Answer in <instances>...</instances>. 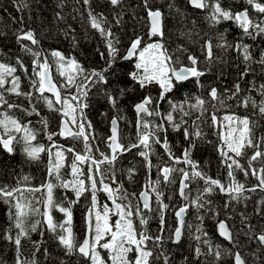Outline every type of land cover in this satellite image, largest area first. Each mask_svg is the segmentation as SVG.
<instances>
[{"label":"snow or ice","instance_id":"1","mask_svg":"<svg viewBox=\"0 0 264 264\" xmlns=\"http://www.w3.org/2000/svg\"><path fill=\"white\" fill-rule=\"evenodd\" d=\"M108 2L113 8L123 7L121 0ZM13 3L18 4L17 11L24 6L18 0H13ZM187 3L195 9H208L205 18L209 24L232 21L239 29L237 37L231 42L225 36L228 29L218 33L216 37L215 47L225 51L232 49L243 64L231 88H225L223 92H219L211 84L203 95L193 91L205 88L201 77L212 71L213 62L218 59L213 51V41L205 39L200 44L202 59L184 45L178 44L170 48L164 29V13L153 0H141V16L137 17L133 13V20L139 19L145 23L142 31L132 30L127 42L123 44V51L120 38L112 31V22L108 21L103 12H94L90 7V0H83L87 21L99 33L103 43V48L97 47L95 51L104 63L97 66L85 67L76 57L66 55L58 49L37 51L22 43L27 40L32 45H38L39 41L31 28L24 30L23 17L20 18L21 27L17 29L15 39L20 49L32 57L31 74L19 56L16 57V65L27 78L30 90L21 88V77L16 74V65L0 62V148L11 154L14 151L13 142H22L23 152L29 159H38L41 152L47 151L48 160L45 177L39 184H21L17 180L15 185H0V199L8 205L9 219L3 239L15 245L14 264H37L36 251L39 250L41 241H32V257L22 260L21 238L38 231V226L41 237L46 226L47 232L57 242V247L63 249L65 256L78 254L85 260V264H153V261L157 264H170V254L164 249L165 210L169 208L172 209L175 225L167 226V238L173 244L179 242L187 226L189 236L196 241L192 249L193 262L212 255L213 264H217L222 258L221 245L213 246L206 238L208 232L204 230L202 214L196 216L199 223L195 225V232L192 231L193 225H186V213L190 207L197 213L200 209L212 213L215 230L231 245L223 249V255L231 258V264H249L240 251V240L236 235L240 232L256 245L249 252L252 257L250 264H264V220L257 231L249 216L240 211V228L229 224L233 213L237 211L236 204L248 199L245 192L250 193L257 188L264 191V163L260 164L259 169L253 165V161L258 158L264 160V135L255 141L252 139L250 125L256 121L249 115L225 112L221 116L219 111L228 107L226 100L235 99L243 107L251 104L253 116H264V81L259 85L255 80L251 81L247 90H242L240 85V81L254 71L250 66L252 63L259 65L264 71V48L259 50L258 57H254L252 45L243 42L244 37L255 41L258 36H264V2L245 0L247 6L260 14L256 19L249 15V7L233 11L231 7L222 6L220 0H187ZM167 7L171 9L176 5L170 2ZM56 15L60 17L61 14L57 12ZM112 16L119 26L123 13L113 12ZM64 35L68 36V32L65 31ZM72 42L75 44L74 36ZM42 52L44 58L38 59ZM184 53L187 54V63L182 59ZM48 55L51 56V61ZM220 62L223 63V60ZM53 66L58 74L55 78L51 71ZM216 75L219 78L223 73L217 69ZM94 87L114 113L121 112L119 101L131 95L128 102L135 114V141L129 140L127 144L121 142L118 120L125 117L113 115L110 119V134L104 140L105 149L101 150L92 134V123L85 113V109L91 106L90 90ZM253 91L258 94V100L251 95ZM5 93L18 99L10 100ZM40 106L57 114V123L53 128H50L48 116L41 115ZM12 109L18 110L22 116L11 114L9 110ZM24 116L39 117L41 127L37 129L31 126L32 121L23 119ZM186 118L191 119L190 124ZM202 126L212 128L218 138L216 151L220 156V164L227 169L223 182L201 170L198 162L191 157L197 140L204 139ZM169 129L173 133H181L185 141L179 155L173 151L172 142L168 138ZM38 132L47 138V144L32 143L37 139ZM64 137L81 140L82 150L77 151L71 144L60 143L59 138ZM152 145H159L163 150L162 154L157 155L155 180L150 178L154 165L149 157L150 154H155ZM246 147L252 149L250 155L243 151ZM132 149H137L136 155L143 158L147 170L138 196L135 192L128 193L115 176L117 157ZM68 154L71 155V163L68 165L71 178L65 179L61 175V169L65 166ZM162 155H166L167 160L161 162ZM237 157L247 159V168ZM105 164L108 167L102 168ZM237 169L245 177L249 174L248 169H251L258 182L245 188L235 177ZM134 172L135 168L127 169L130 181ZM172 172L180 173L175 205L164 202V193L159 187L161 177L165 184L176 182L170 178ZM96 177L100 179L97 180ZM22 179L27 181L30 177ZM197 179L202 180L203 185L196 187V195L191 196L189 184ZM57 187L70 189L74 198L65 195L57 201L54 193ZM101 191L111 201V205L98 201L97 193ZM86 192L90 195L85 197V211L82 214L85 231L82 239L77 241L71 226L73 205ZM215 192L225 197L219 208L213 206L212 200L208 199ZM25 193L29 195L26 196ZM35 193L40 195L36 196ZM130 195L136 196L138 200L134 207L129 200ZM150 196H154L155 213L159 220L156 234H149L145 227L153 212ZM172 198V195L168 196L169 201ZM206 205L209 207L206 208ZM262 205L264 198L256 201L253 211L264 217ZM53 209L62 214V219L57 221L54 218ZM112 214L115 215L114 220H110ZM28 216H39L40 219L26 224ZM135 220H138L139 228L134 225ZM13 227L16 229L14 235L11 233ZM202 237H205L202 243L206 246V251L200 246ZM148 241H152V247L148 246ZM98 249L106 250L107 256H102ZM43 254L47 257V248ZM188 260L185 256L182 264H188ZM59 264H65L64 260L61 259Z\"/></svg>","mask_w":264,"mask_h":264},{"label":"trees","instance_id":"2","mask_svg":"<svg viewBox=\"0 0 264 264\" xmlns=\"http://www.w3.org/2000/svg\"><path fill=\"white\" fill-rule=\"evenodd\" d=\"M19 2H22L24 6L17 11L18 4H14L13 0H0V62L16 65V57L19 56L26 64L29 74H31L30 61L32 57L30 54L25 53L20 49L15 39L17 29L21 27L20 18L23 17L24 30L31 28L35 37L39 41V44L32 45L31 42L27 40H23L22 43L28 44L34 50L40 51L58 49L66 55L71 54L76 57L85 67L102 65L104 63L95 51L97 47L103 48L102 39L99 33L95 29H92L87 21V10L83 5V0H63L62 3L61 0H18V3ZM153 2L164 12V29L166 36L168 37L167 43L170 48L175 47L178 44L184 45L189 49V51H192L202 59L200 44L203 43V40L205 39H211L213 41V51L218 59L213 62L212 71L208 72V74L205 73V75L201 77V80L205 84V88L199 90L193 89V91H198L203 95L206 93L207 86L209 84L216 86L219 92H223V89L225 88H231L233 82L237 79V72L243 68V64L240 63L239 59H237L236 52L230 48L225 51L219 47H215V43L218 33L224 32L225 29H228L225 36L230 42L237 37L239 29L233 24V22L222 21L219 24L211 25L205 18L208 9L200 10L192 8L187 3V0H153ZM170 2L174 3L176 7L171 9L168 8L167 5ZM220 2L224 7H231L233 11L239 10L241 7H249L245 4V0H220ZM258 2H264V0H258ZM121 3L123 5L122 8H113L109 4L108 0H90V7L94 10V12H103L108 21L112 22V31L120 38L121 48H123V44L127 42L128 37L132 34V30L136 29L137 31H142L145 21L139 19L133 20L132 18L133 13H135L137 17L143 14L142 8L139 7L141 0H121ZM57 12L61 14L60 17L56 15ZM113 12L123 13L121 24L119 26L116 25L113 20ZM249 15L253 19H256L260 14L249 7ZM65 31L68 32V36L64 35ZM73 36L75 37V44L72 42ZM243 42L252 45L251 51L254 57H258L259 50L264 48V36H258L255 41L244 37ZM186 55V53L182 55V59H184L185 63H187ZM43 58L44 53L42 52L41 57L38 59ZM48 59L51 61L52 58L50 55H48ZM220 60H223V63H221ZM250 66L254 71L247 74L244 79L240 81L242 90H247L250 87V82L253 80H255L257 85L264 81V71L261 70V67L255 63H252ZM16 67V74L21 77V88L24 90H30L28 89V80L24 76L23 71L18 65H16ZM217 69L223 73V75H220L219 78H217L216 75ZM52 72L54 78L58 76L54 66L52 67ZM189 87H191V85H189ZM245 94L247 93L245 92ZM5 95L10 100L18 99L15 96H9L7 93H5ZM251 95L256 97L257 100L259 99L256 92L253 91ZM131 98L132 97L130 95L128 98L120 100L118 107L121 109V112L114 113L111 107L99 94L97 88L94 87L90 90L91 106L85 109V113L93 124L96 143L102 146V148H105L103 139L104 135H107L106 133L110 117L113 115H123L125 119H121L119 121L122 122V127L125 129H127L126 126H130L132 124L131 120L133 117V111L128 102ZM225 103L228 107L219 110L221 116H223L225 112H233L237 115H249L252 120L256 121L255 124L250 125L252 139L255 141L258 137L264 135V116H253L251 104H249L248 107H243L238 105L235 99L226 100ZM9 111L17 117L22 116V114L16 109ZM40 111L41 115L48 116L50 128H53L57 123V114L49 112L43 106H40ZM23 119L31 120V126L37 129L41 127L38 123L39 117L24 116ZM186 119H189L190 124L191 119ZM131 130L134 131V129ZM202 130L205 133L204 139L197 140L196 147L193 149L191 157L193 160L198 162V167L201 170L205 171L208 175L214 178L221 179L223 182L226 179L227 169L220 164V156L216 151L218 138L214 134L212 128L202 126ZM131 133L132 132L127 129L125 135L128 139L130 138ZM17 136H19V134H17ZM168 138L172 142L173 151L179 155L182 146L185 144L182 134L173 133L171 129H169ZM54 139L57 138L54 137ZM177 141H179V143H177ZM37 142L44 144L48 143L47 138L40 132L37 133V139L32 141L33 144ZM59 142L68 144L66 141H61V138H59ZM13 145L14 151L11 154L0 148V185H15L17 180H19L21 184H39L45 177L46 173L48 160L47 151L41 152L38 159L32 160L29 159L26 153L23 152L22 142L17 143L14 141ZM152 147L155 154H150L149 157L154 165L151 169L150 176L155 177L157 176V168L155 167L157 163V155L162 154L163 150L159 145H152ZM136 152L137 149H135L134 152L129 153L128 156H126L125 161L124 158H121L116 163L114 166L115 176L122 177L126 181L128 180L127 169L135 168L133 179L135 177H139L141 168L144 166V161L140 156L136 155ZM165 160H167V156L162 155L161 162ZM257 163L260 166L261 163H264V160L258 158ZM181 166L182 165H177V167ZM106 167H108L106 164L102 165V168ZM146 172L147 170L145 169V176ZM234 174L236 179L244 184L245 188H248L251 184L256 183L255 178L251 179L249 174L245 177L244 173L238 169L235 170ZM25 176L30 177V179L27 181L22 179V177ZM179 177V172H173V180L178 181ZM133 179L130 181L129 185L132 186V189H134ZM202 185L203 181L199 179L190 183L189 188L192 189L190 195L195 196L196 187ZM170 191L168 194H164L162 199H164L165 203L172 204V200H167L168 196H166L170 194ZM54 193L57 201H60L63 196L67 195L64 193V189L59 187L54 189ZM103 194L104 193L102 191L98 192L97 198L100 195L103 196ZM25 195L27 196L29 194L25 193ZM34 195L39 196L40 193H35ZM89 195L90 194L87 192L82 194L81 200L79 201H81L83 206L85 204V197ZM245 195L248 199L244 203L236 204L237 211L236 213H233V219L229 221V224H235L236 228H240V217L238 213L243 211L249 216L251 223L256 225V230L258 231L262 226L261 221L264 220V217L256 215L253 210L256 206V201L264 198V191L256 189L250 193L245 192ZM67 196L71 197L70 194ZM208 199L212 200L213 206L219 208L225 197L222 194L215 192L209 196ZM98 201L102 204L109 202L105 199ZM33 203H35V201H33ZM76 207L78 208V206ZM207 207L209 206L206 205V208ZM261 207L264 208V205ZM155 208L156 204L153 205V212L147 225L145 226L149 234H156L159 226V220L156 216ZM7 209L8 205L0 199V264H14L15 258V245L3 239V232L9 225ZM198 214H202L204 217V230L208 232V237L206 238L210 240L213 246L216 244L221 245L222 258L217 262V264H231V258L227 255H223V249L225 247H231V245L217 236L215 221L212 219L211 212L206 211L205 209H200L199 213H197L194 208L190 207L187 213L186 225H193L192 231L195 232V225L199 223L196 218ZM53 215L57 221L62 219V214L55 209H53ZM165 218H168L169 220V213L168 216H165ZM221 218L223 217L221 216ZM34 219H40V217L28 216L26 218V224H30ZM15 232L16 229L13 227L11 229V233L14 235ZM165 232V239H167L168 232L166 230L164 233ZM74 233L77 240L78 228ZM236 235L240 240V251L250 264L252 257L249 255V252L254 250L256 245L254 242H249L243 232L237 233ZM203 239H205V237H202L200 246L202 250L206 251V246L202 243ZM37 240L41 241L39 250L36 251L37 264H59L61 259L64 260L65 264H85V260L78 254L65 256L63 249L57 247V242L54 240L52 235L47 232L46 226L43 237L40 235L38 226V231L30 232L28 237L21 238L22 260H28L32 257V252L34 250L32 241ZM195 245L196 241L189 236V230L187 226H185V231L183 232L180 243L177 245V253L174 251V248H170L174 247L172 244H170L169 247L164 246L166 252L170 254V264H182L185 256L189 258L188 264H213L214 257L212 255L201 257L193 262L192 249ZM45 248L48 250L47 257L43 254ZM105 255L107 256V253L103 256Z\"/></svg>","mask_w":264,"mask_h":264},{"label":"flooded vegetation","instance_id":"3","mask_svg":"<svg viewBox=\"0 0 264 264\" xmlns=\"http://www.w3.org/2000/svg\"><path fill=\"white\" fill-rule=\"evenodd\" d=\"M132 111H133V109H132ZM154 119V118H153ZM131 125L130 126H126V128L128 129V131H130V132H132L131 133V135H130V138L128 139L127 137H126V135H125V133L127 132V129H125L124 127H122V122L121 121H119L118 120V125H119V135H120V138H121V142H123V143H125V144H127L128 143V141L129 140H132V141H135V133H136V127H135V114H134V111H133V117H132V120H131ZM92 126H93V124H92ZM109 127H110V121H109V123H108V131H107V134H110V131H109ZM131 129H134V131H132ZM94 132H95V130H94V127H93V132H92V134L95 136V134H94ZM96 137V136H95ZM61 141H66L68 144H65V143H63L62 142V144H64V145H69V143L71 144V145H73L75 148H76V150L77 151H81L82 150V141L81 140H73L71 137H64V138H61ZM100 146V145H99ZM100 148H101V150H104L105 148H102V146H100ZM134 150L135 149H132L130 152H124V153H121V155L120 156H118L117 157V161H116V163L121 159V158H124V161H125V159H126V156H128V154L129 153H131V152H134ZM243 151H245V152H247L249 155L251 154V151H252V149H249V148H245ZM68 156L70 157V159H71V155L70 154H68V155H66V157H65V159L66 158H68ZM142 158V157H141ZM143 159V158H142ZM237 159H239L240 160V162H241V164L245 167V168H247V164H248V161H247V159L245 158V157H237ZM71 162H68V165L70 164ZM116 163H115V165H116ZM169 163H171V162H169ZM68 165L67 164H65V166L61 169V175L63 176V178H65V179H70L71 177H70V175H69V173H70V169H69V167H68ZM114 165V166H115ZM253 165L257 168V169H259V165H258V163H257V160L256 161H253ZM82 167H86V166H82ZM145 167L144 166H142V168H141V172L139 173V177H135L134 179H133V181H134V184H133V187H134V189H132V186H129L130 185V180L128 179V180H124L122 177H119V176H116V180L118 181V182H120V183H122V185H123V188L128 192V193H133V192H135L136 194H137V196H138V194H139V191L141 190V188L143 187V185H144V181H145V179H146V176H145V169H144ZM248 172H249V175L251 176V179H253V178H255L253 175H252V170L251 169H248ZM172 176H173V172L171 173V179H172ZM156 177L157 176H150V178L152 179V180H155L156 179ZM98 180L100 179V177H96ZM180 178V177H179ZM179 178H178V181L176 180V182L175 183H168V184H165L164 182H163V178L161 177V183H160V185H159V187H160V189L163 191V193L164 194H168V190H171L170 191V194L169 195H172V197H173V199H172V204H170V205H175V204H177V196H178V193L176 192V189L178 188V184H179ZM124 180V181H123ZM105 182H108L107 180L105 181ZM258 181L256 180V183H257ZM177 183V184H176ZM166 189H165V188ZM257 189H259V188H257ZM147 190H149L150 191V189H147ZM166 190V191H165ZM64 193H66L67 195L68 194H70L71 195V197L72 198H74V196H73V194H72V192H71V190L69 189V190H65L64 189ZM169 195H166V196H169ZM103 196L105 197V198H102V196L100 195L99 197H98V200H101V199H105V200H107V198H106V196H105V194H103ZM82 197V196H81ZM81 197H80V199L79 200H81ZM152 197V204L154 205L155 204V200H154V196H151ZM129 200L131 201V203H132V205H133V207L138 203V200H137V198H136V196H129ZM167 200H168V198H167ZM117 202H120L119 200L117 201ZM106 203H108L109 205H111V201H109V202H106ZM125 203H127V201H125ZM102 204V203H101ZM74 207H73V230L75 231L77 228H78V230H81L82 228L84 229V224H83V212L85 211V204H84V206L81 204V201H78L76 204H74L73 205ZM76 206H78V208L76 207ZM146 211V210H145ZM168 213H169V220H168V218L166 219L165 218V221H166V224H165V230L168 232V225H173V227H174V225H175V219H174V215H173V212H172V209L171 208H169V209H166L165 210V216H168ZM187 213H188V211H187ZM187 213H186V220H187ZM134 225L137 227V228H139V223H138V220H135L134 221ZM75 227H76V229H75ZM164 230V231H165ZM84 231H85V229H84ZM185 231V228H184V230H183V232ZM217 234V233H216ZM166 235V232L164 233V236ZM168 236V235H167ZM218 236V235H217ZM82 237H83V235H82ZM166 237V236H165ZM148 243V246L149 247H152V241H148L147 242ZM178 243H180V241L179 242H177V243H175V244H173L172 243V241L171 240H169L168 238L167 239H165L164 240V246L165 247H169V245L170 244H172L174 247H170V248H174V251L177 253V249H178V247H177V245H178ZM241 248V247H240ZM130 255H131V253H130ZM243 255V254H242ZM244 256V255H243ZM245 258V257H244ZM246 259V258H245ZM153 264H157V262L156 261H153Z\"/></svg>","mask_w":264,"mask_h":264},{"label":"rangeland","instance_id":"4","mask_svg":"<svg viewBox=\"0 0 264 264\" xmlns=\"http://www.w3.org/2000/svg\"><path fill=\"white\" fill-rule=\"evenodd\" d=\"M122 50H123V48H121ZM111 119V117L109 118V120ZM107 131H108V129H107ZM107 134V133H106ZM105 137H106V135H104V139H103V142H104V140H105ZM104 147H105V144H104ZM68 162H71V159H70V157L68 156V158H66L65 159V164H67L68 165ZM183 166V165H182ZM164 197V196H163ZM102 198H105L104 196H102ZM115 219V215L114 214H112L111 216H110V220H114ZM72 227H73V223H72V225H71ZM73 232H75L74 230H73ZM81 233H82V235L84 234V229L82 228L81 230H78V237H77V241H79V240H81L82 239V237H81ZM155 234V233H154ZM107 239V238H106ZM99 251H100V253H101V255L103 256L105 253H107L106 252V250H101V249H98ZM105 257H106V255H105ZM110 264V263H109Z\"/></svg>","mask_w":264,"mask_h":264},{"label":"water","instance_id":"5","mask_svg":"<svg viewBox=\"0 0 264 264\" xmlns=\"http://www.w3.org/2000/svg\"><path fill=\"white\" fill-rule=\"evenodd\" d=\"M190 6H191V5H190ZM191 7H192V6H191ZM192 8H193V7H192ZM161 11H162V10H161ZM162 12H163V11H162ZM163 13H164V12H163ZM163 22H164V17H163ZM51 71H52V69H51ZM52 73H53V72H52ZM109 129H110V127H109ZM118 131H119V125H118ZM145 190H147V189H145ZM150 202H151V204L153 203V202H152V197H151V196H150ZM216 233H217V235H218L219 238L223 239V237H220V236H219V234H218L217 231H216ZM181 238H182V237H181ZM223 240H224V239H223ZM225 241H226V240H225ZM227 242H228V241H227Z\"/></svg>","mask_w":264,"mask_h":264},{"label":"bare ground","instance_id":"6","mask_svg":"<svg viewBox=\"0 0 264 264\" xmlns=\"http://www.w3.org/2000/svg\"><path fill=\"white\" fill-rule=\"evenodd\" d=\"M127 40H128V39H127ZM207 74H208V73H207ZM154 119H155V118H154ZM123 124H124V123H123ZM165 156H166V155H165ZM169 162H170V161H169ZM118 170H119V169H118ZM153 172H154V171H153ZM123 181H124V180H123ZM176 184H177V183H176ZM164 188H165V187H164ZM165 189H166V188H165ZM165 191H166V190H165ZM169 191H170V190H169ZM169 191H168V192H169Z\"/></svg>","mask_w":264,"mask_h":264}]
</instances>
